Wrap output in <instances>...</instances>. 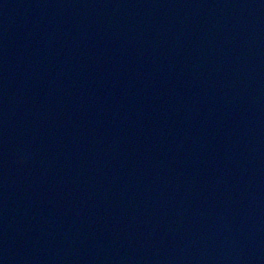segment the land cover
<instances>
[{
    "label": "water",
    "instance_id": "water-1",
    "mask_svg": "<svg viewBox=\"0 0 264 264\" xmlns=\"http://www.w3.org/2000/svg\"><path fill=\"white\" fill-rule=\"evenodd\" d=\"M0 264H264V0H0Z\"/></svg>",
    "mask_w": 264,
    "mask_h": 264
}]
</instances>
